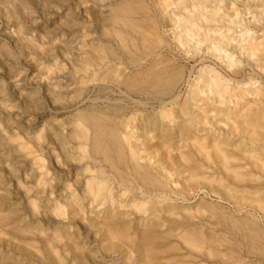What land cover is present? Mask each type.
I'll return each instance as SVG.
<instances>
[{"label":"bare ground","instance_id":"1","mask_svg":"<svg viewBox=\"0 0 264 264\" xmlns=\"http://www.w3.org/2000/svg\"><path fill=\"white\" fill-rule=\"evenodd\" d=\"M111 1L109 12L107 15L105 14L106 16L96 15V19L93 18L96 22H101L102 32L99 33L102 34V38L108 40L103 41L101 39L97 45H92L95 47L90 50L86 49V55L81 59L82 64H79L81 65L80 69L77 67V72H85L86 76L81 75L83 79L88 77L92 82H97V80H115L121 86H125L128 91H142L141 93L153 91L162 95L168 93L171 90L170 88H173V86L175 88V84L182 80L183 74H181V71L183 70H179V65L170 64V58L165 57V55L158 58L156 56L159 55V50L166 45L167 40L165 35H163V33L169 31L166 28L176 25L180 30L178 32L174 30L172 34L178 39L184 49L185 46L197 49L204 45L209 53L222 61L221 63L225 65V70H223L222 66V69L219 68L220 71L233 77V82L224 78L220 74L222 72L218 70L216 63H214V66L209 65L202 69L194 78H189L187 80L188 87L182 95L176 94V97L173 96L174 98L172 97L170 103L164 101L160 103V110L156 109V111L154 109V111L151 110L152 112L148 113L142 111L143 113L140 114L139 112L133 113L130 116L127 115L129 117L126 116V118H119L118 115L110 116L111 114L107 115L102 113V111L78 112V116H75L76 133L74 135L79 143L84 142L81 143L80 149L82 151H80V154L87 152L86 148L89 146L88 149L92 159L89 161V158H87V161L94 168H97L92 170L93 168L88 165L80 173L79 177L76 173L75 183H72L79 190L78 195L74 194L75 190H71L73 185L66 183L67 192L69 189L71 194L66 195V193L64 195L62 193V195L60 193L61 197L58 201L55 197L57 202L54 203L53 213L63 216V218L68 214L69 218L74 220L78 217L84 218L86 216L88 223L90 222L97 232L101 233L103 241L110 240L111 237H119L120 235L119 241L124 240L122 237L128 238L129 242L127 241L126 244L129 248V253L131 252L130 249L135 248L137 252L140 249H144L143 251L147 253L144 254L145 256L150 257L148 253L152 254V256L156 254V250L159 249L157 245L159 240L167 238L161 232V229L166 225L170 227H166L170 233L175 232L174 234L182 237L188 245L202 247L203 244L200 243L201 245H199L196 241L197 238L196 240L194 239V234H192V237L188 234L193 231L187 232L189 227L183 226V222L179 221L182 213L180 209L183 208L171 202L173 199L172 195H182L185 198L189 194L185 192V185L191 186L190 188L199 187L197 182H201L199 181L200 177L205 172L202 169L215 167L217 169L216 172L220 173L221 177L220 175H215L216 179L210 178L213 186L209 185L210 187L212 186V189L214 188L213 191L223 194V197L227 195L237 201L245 202L252 193L244 192L246 189L242 191L243 188L241 186L248 181L259 180L260 177L256 174L264 172V84L256 85L258 80L250 74L241 77L240 68L237 66L238 60L234 55L236 53L233 52H236L234 50L236 48L242 53V56H244L243 54L248 57L257 56L255 65L264 71V36L258 40L251 33L247 34L250 28L247 26L246 18L243 16V14L246 15L249 10L257 5L252 0H242L240 6L234 0H187L186 2L182 0ZM177 1H179L178 5L176 4ZM262 1L264 3V0H261L260 2L258 1L260 3L258 5H262ZM237 17L244 20V25L240 31L243 33L235 35L230 24L235 22ZM95 20L93 21L95 22ZM234 42L237 43L234 44ZM83 43H86V41L84 42L83 40ZM84 48L87 47L85 46ZM204 59L206 60L207 58ZM116 64L127 65L128 68H135L136 71L126 75L120 71L121 68H118ZM228 70L230 73L227 72ZM116 74L118 77L114 79ZM263 79L262 77V83H264ZM81 83L85 82L81 81ZM121 115L123 116L122 113ZM72 132L75 131L73 130ZM1 135L0 147L6 148V140ZM12 140L16 141V139ZM6 150L11 155L19 154V150L12 147ZM82 159L84 157H81L80 160ZM98 159L103 161L106 168L98 167ZM224 172H227L231 179L228 180L226 175L225 178L222 177ZM46 173L47 171L42 173L43 178L39 182L45 187L51 184L50 179L46 177ZM84 174H90V176L82 177L83 179L81 180L80 176ZM202 181L204 182L203 179ZM205 182L204 184H206ZM113 185H116V187L118 185L123 188V191L114 192L115 187ZM179 185L182 188L179 187L178 189ZM53 186L51 185V187ZM230 186H233V188L241 187L242 189L232 190L229 189L231 188ZM29 190L31 192V189ZM256 190L254 189L255 192L253 191L256 194L255 203L251 205H254L255 208H264V195L261 197L262 189ZM61 191L63 192L64 190ZM137 191L140 192L137 193ZM39 193L37 192L35 195L30 196L29 201L31 206H33V208L31 207L32 210H38L40 207L38 203ZM50 193L53 194V190ZM52 194L50 195L52 196ZM125 195L130 196L129 200L123 199ZM4 196L7 197L3 194L0 198L3 199ZM84 201H87L85 202L86 204ZM94 203H96L95 206H93ZM247 203L249 202L247 201ZM90 204L94 207H92L93 209H96L95 207H99V205L106 206L103 214L107 215H103L104 219L97 215L92 216L91 213L95 212V210H90L91 213L87 214L88 210L85 211V209L89 208L90 206L88 207V205ZM208 207L206 208L208 209ZM218 210H215L218 214L223 211ZM66 212L68 213L66 214ZM138 213L142 214L139 219L136 216ZM218 214L216 213V215ZM228 217L224 216L227 220ZM230 219L232 218L230 217ZM8 220L9 218L6 215L4 217L3 215L2 217L0 216V234L3 230L10 227ZM18 220L22 221L23 218L20 216ZM134 220H136V223L132 224ZM231 221L233 222L234 220L229 222ZM239 222L242 223L243 219L242 222L241 219ZM250 222L252 221L249 220L245 223ZM245 223H242V225ZM232 224L230 223L231 226L236 227ZM254 225L257 224L254 223ZM249 226L248 224L246 225L248 229H251L252 227L249 228ZM246 227L244 228L246 229ZM127 228L129 230L132 228V234L129 232L130 235H128L129 230ZM254 228L256 227H253L252 231ZM13 229L17 230V228ZM34 229L40 230L39 234L44 232V228L34 227ZM9 230L12 229L9 228ZM17 231L19 233L22 232V234L23 232L26 233L25 229ZM262 231H257V235L260 232L264 234ZM247 232L245 233L249 234ZM195 235L197 236V233ZM44 236L42 242L47 249L53 251L57 264L58 262L61 264L62 261L59 250L70 251L71 254H74L75 249L82 245L78 241L80 234L78 236L76 234L72 235L61 228H54V234L48 236L47 233V236ZM197 237L199 239L200 235ZM252 237L257 236L253 235ZM64 238H66V241L67 239L70 241L71 244H68L70 247L66 248L68 243L66 241H64L66 245L63 243V247L57 246L56 243H61ZM80 238L85 239V244L86 242L88 243L86 237ZM202 238L205 239L203 235ZM118 244L122 245L119 242L117 245L115 244V247H118ZM215 244L213 243V245ZM112 247L114 246L112 245ZM152 256L151 258H153ZM154 257L156 256L154 255ZM76 259L80 260L81 258L75 253L73 260ZM151 262L153 261L151 260Z\"/></svg>","mask_w":264,"mask_h":264},{"label":"rangeland","instance_id":"2","mask_svg":"<svg viewBox=\"0 0 264 264\" xmlns=\"http://www.w3.org/2000/svg\"><path fill=\"white\" fill-rule=\"evenodd\" d=\"M182 1L186 2L187 0ZM234 1L239 6L242 4V0ZM252 1L257 6L249 10L246 15L243 14V16L247 20V26L250 28L247 34L251 33L260 40L264 36V3L262 1V5H258L261 0ZM111 2V0H0V132H2L0 135L2 134L1 136L6 140L5 144L7 146L6 148L0 147V196L3 194L7 196H4L3 199L0 198L2 211H0V216L2 217L3 215L4 217L6 215L10 223V227L3 230L0 234V264H57L53 251L47 249L42 242L44 235L47 236V233L48 236L54 234V228H61L72 235L76 234L78 236L80 234L78 241L83 245L77 247L78 250L76 248V252L74 251V254L76 253V255L80 256V260H73L74 254H71L70 251L59 250L62 257L61 264H264V237H262L264 234L258 232L259 235H257L256 233L262 230L264 233V208H255L254 205H251L255 203L254 200L256 199V194L253 193L254 189L255 191H257L256 189H262L261 197L264 195V172L256 174L260 177L259 180L248 181L245 185H242L243 189L241 187H227L232 190L242 189L244 191L246 189L244 192L252 193L244 202L237 201L227 195L223 197V194L213 191V183L210 182V178L216 179V176L220 175V173L216 172L217 169L215 167L207 168L209 172L206 171L207 169H202L205 172H202V177L204 176V178L200 177L199 181L201 182H197L199 187L190 188L191 186L185 185V192L189 194L185 198L182 195L173 194L171 202L183 208L180 209L182 213L179 221L183 222V226L189 227L187 232L193 231L188 234L191 237L194 234V239L196 240L197 238L196 241L199 245L203 244V246H199V248L188 245L182 237L175 235V232L170 233L167 229L170 227L166 225L161 229V232L167 238L159 240V243H157L159 249L154 254L156 257L148 253L150 257L146 255V258L144 254L147 253L143 251L144 249H140L137 252L133 248L130 249L131 252L129 253V248L126 244L129 240L126 237H122L124 240L121 239L122 241H119L121 235L103 241L101 233L97 232L90 222L88 223L85 215H89L91 213L90 210H95V212L91 213L92 216L97 215L103 218V215H107L103 214L106 206L99 205V207L97 206L95 207L96 209H93L96 203L93 206L90 204L88 205L90 207L85 209V211L88 210L87 214L84 215L85 217H78L76 220L70 219L68 212H66L67 216H64V218L53 213L54 203L60 199L61 194H71L69 189L67 192L66 183L73 185L76 173L79 177L80 173L88 165L93 168L92 170L97 168H94L89 162L92 159L88 149L89 146L86 148L87 152L80 154V151H82L80 146L84 142L79 143L74 135L76 133L75 120L78 112L102 111V113L107 115L111 114L110 116L118 115L119 118H126L127 115L130 116L133 113L139 112L140 114L144 111L148 113L154 111V109L160 110V103L163 101L170 103L173 96L176 97L178 93L182 95L188 87L187 80L194 78L202 69L209 65L214 66V63H216L219 71L222 66L223 70H225V65L221 63L222 61L209 53L204 45L197 49L185 46L184 49L178 39L172 34L174 30L178 32L180 28L172 25L166 28L169 31L163 33L167 40V47L164 45V48L162 47L159 50V55L156 57L165 55V57L170 58V60L168 59L170 64L179 65V70H183L181 71V74H183L182 80L180 79L181 81L175 84L177 88L173 86L164 95L153 91L141 93L142 91H128L125 86H121L115 80H97V82H92L88 77L83 79L82 76H86L85 72H77L81 66L79 64H82L81 59L84 58L83 56L86 55L87 50L95 47L92 46L93 44L97 45L101 39L103 41L108 40L102 38V34L99 33L102 32L101 22L98 23L95 19L96 15H107ZM176 4L178 5L179 1ZM230 25L233 27L232 32L235 35L243 33L240 31L243 28L244 20L237 17L235 22ZM88 34L91 35L89 36ZM85 35L87 36L85 37ZM83 40L86 43H83ZM236 43L234 42V44ZM234 50H236V52H233L236 53L234 55L238 60L237 66L240 68L241 77L250 74L258 80L256 85H263L261 78H264V71L255 65L257 56L248 57L245 54L242 56L238 49L235 48ZM77 57L80 58L78 59ZM204 58L207 59L205 60ZM116 65L126 75L136 71L135 68H128L127 65ZM220 72H222L220 74L224 78L233 82V77L226 75L223 71ZM227 72L230 73L229 70ZM116 77H118L117 74L114 79ZM81 81L85 83H81ZM114 84L116 85L114 86ZM73 130L75 132H72ZM12 139H16V141ZM9 147L18 149L19 154L11 155L6 150ZM15 157L17 158L16 160ZM24 157L25 159H23ZM81 157H84V159L80 160ZM87 158H89V161H87ZM98 161V167L106 168L103 161H100V159ZM45 171H47L46 177L50 179L51 183L46 187L39 184L43 178L42 173H45ZM225 175L228 180L231 179L227 172H224L222 177L225 178ZM85 176H90V174L81 175V180ZM202 179L204 182L209 180V183L205 182L206 184H204ZM209 184L212 186L210 187ZM51 185L54 186L51 187ZM75 187L73 185L71 190H75L74 194L78 195L79 190ZM113 187H115L114 192L123 191V188L118 185L117 187L113 185ZM179 187L182 188L180 185L177 188L179 189ZM29 189H31V192ZM59 189L64 191L60 192ZM50 190H53V194L50 193ZM37 192H40L38 195L40 207L38 210H32L33 206H31L29 201L30 196L35 195ZM139 192L137 191V193ZM129 197L125 195L123 199L129 200ZM184 205L185 207H183ZM214 207L223 210L222 213L219 212L222 215L218 214ZM139 214L140 216H138ZM223 215L229 216L228 220ZM20 216L23 218L22 221L18 220ZM136 216L139 219L142 214L138 213ZM240 219L241 222L243 219L242 223L249 220L252 221L250 222L251 224L247 223L250 225L249 228H256L252 231V228L248 229L245 223L243 225L246 230L242 223L239 222ZM230 220H234V224H232V221L229 222ZM134 223H136V220L132 224ZM230 223L236 227L231 226ZM252 223L258 226H253ZM33 226L44 228V232L39 234L41 231L34 229ZM9 228L12 230H9ZM13 228H17L20 231L25 229L26 233H19ZM190 228L193 229L191 230ZM255 229L259 230L256 231ZM244 231H248L247 233L249 234ZM129 232L132 234V228L128 231V235H130ZM196 233L197 236L200 235L199 239L195 235ZM202 235L205 239L209 237L207 241L202 238ZM253 235L257 237H252ZM80 237H86L88 243L86 242L85 244V239ZM65 239L61 243H56L57 246L63 247L68 242L66 248L70 247L68 246L70 241ZM210 240L212 241L210 242ZM119 242L122 245L118 244L119 246L115 247V244L117 245ZM213 243L216 244L213 245ZM79 250L80 254L78 253Z\"/></svg>","mask_w":264,"mask_h":264}]
</instances>
